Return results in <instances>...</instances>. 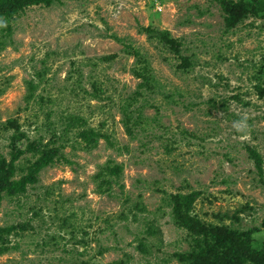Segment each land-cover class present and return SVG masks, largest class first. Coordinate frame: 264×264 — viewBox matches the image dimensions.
<instances>
[{
    "label": "rangeland",
    "instance_id": "obj_1",
    "mask_svg": "<svg viewBox=\"0 0 264 264\" xmlns=\"http://www.w3.org/2000/svg\"><path fill=\"white\" fill-rule=\"evenodd\" d=\"M5 24L0 152L8 158L12 130L2 126L15 119L63 158L24 194L2 199L0 225H28L9 235L0 264H179L173 253L187 250L191 235L175 223L170 196L193 191V215L254 228L244 237L261 249L264 95L255 85L264 88V18L226 30L213 0H61ZM157 31L176 38L179 53ZM82 132L100 134L97 145ZM247 146L261 155L262 176ZM105 164H121L120 174L97 176Z\"/></svg>",
    "mask_w": 264,
    "mask_h": 264
},
{
    "label": "trees",
    "instance_id": "obj_2",
    "mask_svg": "<svg viewBox=\"0 0 264 264\" xmlns=\"http://www.w3.org/2000/svg\"><path fill=\"white\" fill-rule=\"evenodd\" d=\"M61 0H0V24L3 29L9 27L5 24L12 16H16L19 12L29 6L41 4L45 6L51 5L53 2ZM219 5L223 23L226 30L234 28L238 23L248 17L264 18V0H213ZM147 32H153L152 28H142ZM159 38L168 48L179 53L180 43L176 38L171 37L169 32L157 31L153 34ZM115 54L102 56L101 59L113 58ZM184 65H190L186 58H183ZM136 78L141 79L143 85H148V78L139 70L134 72ZM27 89L31 97V93L35 89V85L31 80L27 81ZM257 93L264 95V88L260 84H256ZM126 117V114L125 116ZM127 123V120H125ZM2 129L5 131L12 130L9 135L8 158L0 152V203L5 196L12 197L24 194L28 185H33L38 181V175L41 170L54 165L58 160L63 158L60 149L43 143L40 139H29L26 134L19 130V125L15 119L8 120L3 124ZM53 136H55L53 134ZM81 136L87 142L88 147H95L98 143V136L95 132H82ZM25 140L24 146L19 143ZM249 156L252 158L257 172L262 176V157L259 152L251 146H247ZM30 154L33 158H27V165L18 166L17 161ZM122 169V165L117 164L109 166L105 164L97 176L104 175L118 176ZM105 170V172H103ZM262 178L260 177V181ZM109 185L107 180L99 183L98 188L102 189V185ZM198 192L175 193L171 197V211L175 223L185 228L191 235V243L189 248L183 252H175L173 256L179 264H264V243L260 250L250 248L244 236L250 235L249 230H241L239 228L228 226V224H209L201 221L197 216L192 214V208ZM232 221H239L238 214L230 216ZM264 224V223H263ZM28 224L19 223L12 225H0V254L4 252L9 244V235L18 233L27 228ZM264 230V229H263ZM12 246H9L11 248ZM16 247V245L14 246ZM112 264H121L113 262Z\"/></svg>",
    "mask_w": 264,
    "mask_h": 264
},
{
    "label": "clouds",
    "instance_id": "obj_3",
    "mask_svg": "<svg viewBox=\"0 0 264 264\" xmlns=\"http://www.w3.org/2000/svg\"><path fill=\"white\" fill-rule=\"evenodd\" d=\"M233 127L237 131H244L247 128V117H244L241 120H237L233 122Z\"/></svg>",
    "mask_w": 264,
    "mask_h": 264
}]
</instances>
